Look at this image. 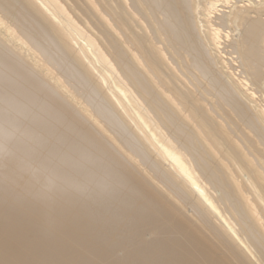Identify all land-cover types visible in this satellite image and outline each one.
Here are the masks:
<instances>
[{
	"label": "bare ground",
	"instance_id": "obj_1",
	"mask_svg": "<svg viewBox=\"0 0 264 264\" xmlns=\"http://www.w3.org/2000/svg\"><path fill=\"white\" fill-rule=\"evenodd\" d=\"M0 264H264V0H0Z\"/></svg>",
	"mask_w": 264,
	"mask_h": 264
}]
</instances>
